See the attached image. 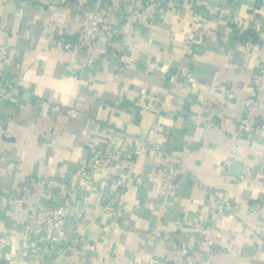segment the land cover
I'll list each match as a JSON object with an SVG mask.
<instances>
[{
	"label": "crops",
	"instance_id": "1",
	"mask_svg": "<svg viewBox=\"0 0 264 264\" xmlns=\"http://www.w3.org/2000/svg\"><path fill=\"white\" fill-rule=\"evenodd\" d=\"M158 3L163 14L148 20L138 0H0V78L13 85L0 103V264H165L173 244L195 247L205 228L222 234L207 264H264V146L235 131L251 75L264 71V0ZM93 10L110 16L114 36L81 71L79 53L52 41L73 44ZM216 85L234 96L220 119L199 108ZM108 126L153 128L161 154L139 156L102 190L89 164ZM171 158L184 169L168 201L155 168ZM28 177L76 196L92 184L85 217L34 237L18 194ZM222 193L234 215H218Z\"/></svg>",
	"mask_w": 264,
	"mask_h": 264
},
{
	"label": "built area",
	"instance_id": "2",
	"mask_svg": "<svg viewBox=\"0 0 264 264\" xmlns=\"http://www.w3.org/2000/svg\"><path fill=\"white\" fill-rule=\"evenodd\" d=\"M138 1L146 19L156 20L163 14L158 0ZM113 36L108 14L98 10L83 11L79 29L75 33V42L71 45H64L60 39H56L52 41V44L78 52L77 64L83 71L93 67L100 42ZM251 83L253 94L240 100L241 115L235 126V131L237 136L247 142L256 138L264 146V71L262 69H258L251 75ZM12 87L10 82L0 78V103L8 101V92ZM216 91L219 95L204 96L199 108L202 115L220 119L234 96L226 92L221 85H216ZM152 131L153 128L147 130L145 135H129L113 127L104 128L105 144L91 158L89 164L92 171L100 174L98 188L105 190L115 187L118 184L119 172L126 165H130L133 170L134 161L139 156L149 152L161 154L159 147L149 140ZM125 142L131 145V151H126L122 147ZM183 169L184 164L179 158L166 160L163 166L155 168L156 173L159 174L161 194L168 201L175 194ZM79 189L76 196V194L59 191L53 181L48 178H26L18 188L19 201L27 208L24 226L34 237H39V239L42 236H48L55 223L62 226H77L85 217L86 208L95 193L92 184L84 183ZM39 192L49 199V202L44 206H41L38 201ZM214 202L219 216L234 215V211L226 203L224 193L215 197ZM220 238H222L220 232L212 234L209 228H205L195 247L173 244L164 262L165 264H207V256L217 252L215 242ZM59 247L65 251L73 250L72 246L65 244H60Z\"/></svg>",
	"mask_w": 264,
	"mask_h": 264
},
{
	"label": "water",
	"instance_id": "3",
	"mask_svg": "<svg viewBox=\"0 0 264 264\" xmlns=\"http://www.w3.org/2000/svg\"><path fill=\"white\" fill-rule=\"evenodd\" d=\"M231 166L234 168V172L232 174L237 175L239 173V164L234 163Z\"/></svg>",
	"mask_w": 264,
	"mask_h": 264
}]
</instances>
